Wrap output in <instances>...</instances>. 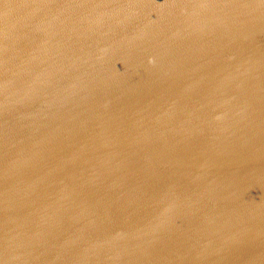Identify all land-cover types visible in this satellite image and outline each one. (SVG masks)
<instances>
[{"label": "water", "instance_id": "1", "mask_svg": "<svg viewBox=\"0 0 264 264\" xmlns=\"http://www.w3.org/2000/svg\"><path fill=\"white\" fill-rule=\"evenodd\" d=\"M263 1L0 0V175L69 154L19 214L0 204V264H264V75L189 87L238 92L181 98L170 126L129 95L258 67L264 36L234 25ZM161 158L202 170L121 176Z\"/></svg>", "mask_w": 264, "mask_h": 264}, {"label": "bare ground", "instance_id": "2", "mask_svg": "<svg viewBox=\"0 0 264 264\" xmlns=\"http://www.w3.org/2000/svg\"><path fill=\"white\" fill-rule=\"evenodd\" d=\"M234 27L255 36H264V1L243 14ZM259 63L261 64L258 67L252 69H250L252 64L248 63L250 65L246 66L245 72L229 71L222 65L209 61L173 67L130 89L129 95L143 102L146 110L156 115L160 125L170 126L176 122L177 100L190 96L227 95L238 92L230 89L193 91L189 87L230 76L264 75V59L259 60ZM68 156L69 154L64 151L42 152L1 174V206L19 214L27 199L47 181L54 168ZM134 165L125 168L121 176L132 179L165 178L202 170L185 160L173 161L164 158L152 159L144 165L138 163Z\"/></svg>", "mask_w": 264, "mask_h": 264}]
</instances>
